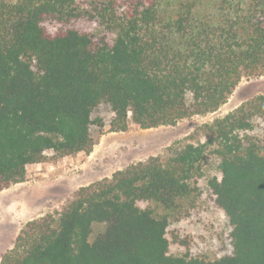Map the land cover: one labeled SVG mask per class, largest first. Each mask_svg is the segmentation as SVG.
Segmentation results:
<instances>
[{
    "label": "trees",
    "instance_id": "obj_1",
    "mask_svg": "<svg viewBox=\"0 0 264 264\" xmlns=\"http://www.w3.org/2000/svg\"><path fill=\"white\" fill-rule=\"evenodd\" d=\"M78 22L113 35L96 43ZM264 76V0H0V192L27 166L90 154L93 112L111 106L112 132L175 126L217 112L244 78ZM264 95L212 126L205 144L152 158L84 186L62 213L28 222L0 264H264V141L245 135ZM209 146V181L232 227V255L169 254L166 211L192 194ZM95 225L105 230L90 240Z\"/></svg>",
    "mask_w": 264,
    "mask_h": 264
},
{
    "label": "rangeland",
    "instance_id": "obj_2",
    "mask_svg": "<svg viewBox=\"0 0 264 264\" xmlns=\"http://www.w3.org/2000/svg\"><path fill=\"white\" fill-rule=\"evenodd\" d=\"M76 28L91 34L98 44L105 38L110 45L114 41L113 35H106L96 24L78 22ZM262 95L264 76L244 78L229 101L215 113L194 115L180 120L175 126L147 130L130 119L126 132L111 131L115 113L109 104L102 103L93 112L91 134L95 146L90 154L82 152L64 160L48 151L47 166L29 174L27 171L24 182L0 193V262L28 222L62 213L80 188L111 179L117 171L152 158L167 160L187 145L205 144L215 136L212 126L217 120ZM245 135L264 141V118L253 119V129ZM216 149V146L208 147L199 164L200 174L191 182L192 194L178 201L171 211L154 203H139L142 209L151 208L157 215H168L167 238L171 256L214 261L233 253L232 227L209 189L211 179L222 178L221 159L215 153ZM104 230L105 226L95 225L90 240Z\"/></svg>",
    "mask_w": 264,
    "mask_h": 264
},
{
    "label": "crops",
    "instance_id": "obj_3",
    "mask_svg": "<svg viewBox=\"0 0 264 264\" xmlns=\"http://www.w3.org/2000/svg\"><path fill=\"white\" fill-rule=\"evenodd\" d=\"M65 158L67 157H64L63 159L65 160ZM48 163L44 162V163H39V164H32V165H28L27 166V171H28V174L29 172H34V171H39V170H42L45 166H47ZM46 174V173H45ZM11 188V187H10ZM9 188V189H10ZM7 189V190H9ZM7 190H4L3 192L7 191ZM1 193V192H0Z\"/></svg>",
    "mask_w": 264,
    "mask_h": 264
}]
</instances>
